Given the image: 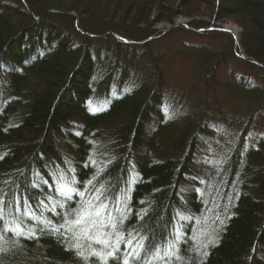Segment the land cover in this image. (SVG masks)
I'll return each mask as SVG.
<instances>
[{
    "label": "trees",
    "instance_id": "obj_1",
    "mask_svg": "<svg viewBox=\"0 0 264 264\" xmlns=\"http://www.w3.org/2000/svg\"><path fill=\"white\" fill-rule=\"evenodd\" d=\"M177 60L187 89L171 84ZM102 185L105 224L175 242L139 264H264V0H0V264H102L89 253L111 247L60 228Z\"/></svg>",
    "mask_w": 264,
    "mask_h": 264
},
{
    "label": "snow or ice",
    "instance_id": "obj_2",
    "mask_svg": "<svg viewBox=\"0 0 264 264\" xmlns=\"http://www.w3.org/2000/svg\"><path fill=\"white\" fill-rule=\"evenodd\" d=\"M63 180V177H61ZM75 178H73L72 183L74 184ZM88 184H92V181H88ZM58 194L64 196L66 199L71 200L70 193L76 191L75 188L69 186L67 183H61L58 187ZM81 197L84 196V193H78ZM104 194V186L102 185L100 188H96L93 192V199L97 203H93V200H86L80 204L78 208L70 209V211L65 216V224L60 225V228L68 225V231H72L73 228L78 227L79 232L74 233L75 238L79 239L81 236L88 238L89 240H93L95 243L103 244L105 248L111 247V251H108L106 254H102L100 252H96L93 250L89 253V255L95 256L100 259L102 264H107L108 259L112 258L117 261V264H130V261H136V264H139V259H142V252H150L153 259H163L167 257L171 259L175 256V242L169 241L166 248L156 247L152 244H145V237L140 234L138 231L135 233H127L125 236L124 233L120 232L117 228V221L114 217H112L111 213H108L107 224L104 221V213L108 208V204L104 201H101V196ZM122 198L118 200V203H122ZM4 200L0 198V220L4 219L5 210H4ZM24 214L29 218H35V214L31 212L28 208L27 201L24 202ZM20 201L16 200V211L20 210ZM63 206L62 204L60 205ZM120 211L119 208L116 209ZM69 217H74V219H69ZM126 219L125 215H121L119 219V223L122 224ZM47 224H51V221H48ZM107 226L111 228L113 231L103 232L102 229ZM93 228L97 229L98 234L95 236L89 235V231ZM4 232H14L18 236L24 235L23 229L20 225H16L15 227L9 228L7 223L5 224ZM52 231H59V228H53ZM31 235V233H30ZM115 235V240L110 244L108 239H102V236L111 237ZM3 236L0 235V239ZM176 239H179V232L176 233ZM124 244L125 246V255L123 258L118 257V253L120 251V245ZM73 250H76L77 255L84 258V253L80 251L79 243L71 245ZM161 253H163L161 255ZM147 264H151V261H148Z\"/></svg>",
    "mask_w": 264,
    "mask_h": 264
},
{
    "label": "rangeland",
    "instance_id": "obj_3",
    "mask_svg": "<svg viewBox=\"0 0 264 264\" xmlns=\"http://www.w3.org/2000/svg\"><path fill=\"white\" fill-rule=\"evenodd\" d=\"M156 17H157V12L153 13V15L151 16V19H152L151 21H154L153 19H155ZM187 20L188 19L186 17L177 16L175 18V23L173 25H186L187 26ZM173 25L168 24V23H157L156 28L159 30H163V29L167 30L170 26H173ZM219 28L224 30V31H228L230 29L236 30L235 34H236V36L239 37L240 29L237 25H235L232 22L231 23H227V22L221 23L219 25ZM230 34H231L230 37L233 38V40H234L233 42H235V46H237L238 45V41L236 40L237 37H235L234 34H232V33H230ZM224 37L228 40L229 39L231 40V38H227L226 36H224ZM239 51H240L239 55L241 56V54H243V52L240 48H239ZM169 65L170 66L168 67V71H169V77H170L171 84H173V86L178 88V89L181 87L183 89H187L189 84L191 83V81L193 79L192 78L193 68L191 67V65L185 61H182V60H177L173 63H170ZM235 66L237 68H239L238 64H235ZM189 99H190V97H189ZM193 107L194 106H190L189 109L192 111ZM196 110L198 111V108H196ZM193 115H194V117H193ZM191 117L195 118L196 117L195 113L192 114ZM208 119L210 120L211 125H213L214 121L211 120L210 118H207L206 120H208ZM251 137H253V136H251ZM257 140L258 139H247V142H248V144H250V143H255ZM206 144H207L206 148H205V146L199 147L201 154H196L197 158H198V162H200L203 158H205L207 156L206 153L211 154V143L208 141ZM204 148L206 150V153L204 151Z\"/></svg>",
    "mask_w": 264,
    "mask_h": 264
},
{
    "label": "bare ground",
    "instance_id": "obj_4",
    "mask_svg": "<svg viewBox=\"0 0 264 264\" xmlns=\"http://www.w3.org/2000/svg\"><path fill=\"white\" fill-rule=\"evenodd\" d=\"M230 30H231V29H230ZM231 32H232V34H234V36L236 37V34H235L236 30H231ZM243 56H244V54H243ZM244 57H246V56H244Z\"/></svg>",
    "mask_w": 264,
    "mask_h": 264
},
{
    "label": "water",
    "instance_id": "obj_5",
    "mask_svg": "<svg viewBox=\"0 0 264 264\" xmlns=\"http://www.w3.org/2000/svg\"><path fill=\"white\" fill-rule=\"evenodd\" d=\"M228 31H229L230 33H232L231 30H228ZM241 56L244 57L243 54H241Z\"/></svg>",
    "mask_w": 264,
    "mask_h": 264
}]
</instances>
